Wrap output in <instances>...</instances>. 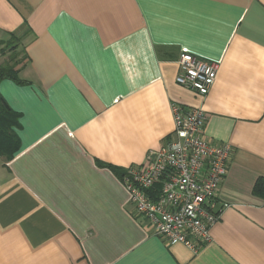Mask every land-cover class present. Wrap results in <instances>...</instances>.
Returning <instances> with one entry per match:
<instances>
[{
  "label": "crops",
  "instance_id": "obj_1",
  "mask_svg": "<svg viewBox=\"0 0 264 264\" xmlns=\"http://www.w3.org/2000/svg\"><path fill=\"white\" fill-rule=\"evenodd\" d=\"M11 36L27 58L0 80L19 143L0 155V264H264V0H0ZM183 52L220 63L206 97L176 82ZM173 103L232 146L198 250L150 234L120 177L170 137Z\"/></svg>",
  "mask_w": 264,
  "mask_h": 264
},
{
  "label": "built area",
  "instance_id": "obj_2",
  "mask_svg": "<svg viewBox=\"0 0 264 264\" xmlns=\"http://www.w3.org/2000/svg\"><path fill=\"white\" fill-rule=\"evenodd\" d=\"M176 82L206 97L217 80L220 63L192 53L180 54ZM174 130L145 165L128 167L122 177L137 217L150 234L167 244L198 250L211 239L213 225L228 204L215 209L232 146L205 137L206 112L172 104Z\"/></svg>",
  "mask_w": 264,
  "mask_h": 264
},
{
  "label": "trees",
  "instance_id": "obj_3",
  "mask_svg": "<svg viewBox=\"0 0 264 264\" xmlns=\"http://www.w3.org/2000/svg\"><path fill=\"white\" fill-rule=\"evenodd\" d=\"M21 40L16 36H11L9 41ZM2 41V40H1ZM10 43V42H9ZM23 44V43H22ZM11 45V44H8ZM12 46V45H11ZM20 44L13 45L9 50L13 49V53L18 49ZM5 54V52H2ZM27 55L23 47V57L19 59L16 54L12 55L11 59L5 60L0 64V80L3 78L18 79L19 68L22 65ZM17 123V116L10 110L9 106L0 96V155L12 157L19 148V143L14 132V126ZM125 171H122V178Z\"/></svg>",
  "mask_w": 264,
  "mask_h": 264
},
{
  "label": "rangeland",
  "instance_id": "obj_4",
  "mask_svg": "<svg viewBox=\"0 0 264 264\" xmlns=\"http://www.w3.org/2000/svg\"><path fill=\"white\" fill-rule=\"evenodd\" d=\"M10 42V43H9ZM8 44H11L12 46L13 45H16V44H20V46L18 47V49L13 53V49L9 50L10 47H12L11 45H8ZM2 52H5L2 53ZM21 59L23 57V45H22V41L21 40H13L12 41H9V39H5L3 41L0 40V63L4 62L5 60H8V59H11L12 58V55H15Z\"/></svg>",
  "mask_w": 264,
  "mask_h": 264
}]
</instances>
